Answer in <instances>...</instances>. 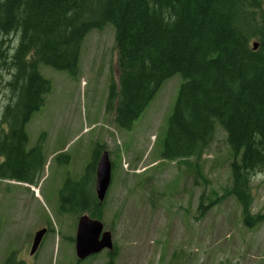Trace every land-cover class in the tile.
<instances>
[{
  "label": "rangeland",
  "instance_id": "374dc122",
  "mask_svg": "<svg viewBox=\"0 0 264 264\" xmlns=\"http://www.w3.org/2000/svg\"><path fill=\"white\" fill-rule=\"evenodd\" d=\"M263 16L264 0L255 19ZM115 36L107 24L85 37L77 76L40 66L51 86L26 131L27 149L40 142L45 166L36 184L0 179V264L12 253L25 264H264V170L251 177L245 209L230 192L233 155L219 123L201 159H163L168 119L184 81L179 73L163 83L130 129L118 126L106 110L109 86L119 84ZM20 39V32L0 31V129L5 108L16 100L9 83ZM98 146V159L108 151L112 162L101 220L114 248L79 260L81 214L64 212L60 196L71 186L67 181L83 177V189L89 180L95 192L97 163L95 173L86 169ZM42 228L48 231L31 255Z\"/></svg>",
  "mask_w": 264,
  "mask_h": 264
},
{
  "label": "trees",
  "instance_id": "16d2710c",
  "mask_svg": "<svg viewBox=\"0 0 264 264\" xmlns=\"http://www.w3.org/2000/svg\"><path fill=\"white\" fill-rule=\"evenodd\" d=\"M262 1L0 0V31L21 35L9 83L16 100L7 105L6 127L0 129V179L36 184L45 166L40 142L27 149L26 131L51 86L40 66L77 76L83 40L111 24L120 75L119 84L109 86L107 112L130 129L163 83L181 74L162 157L201 159L219 123L233 155L230 192L246 209L251 177L264 170V16L255 19ZM100 151L94 150L86 173H95ZM83 181L66 182L71 186L61 190L62 210L101 218L103 204L89 190V180L83 189ZM3 264L25 262L12 253Z\"/></svg>",
  "mask_w": 264,
  "mask_h": 264
},
{
  "label": "water",
  "instance_id": "95a60500",
  "mask_svg": "<svg viewBox=\"0 0 264 264\" xmlns=\"http://www.w3.org/2000/svg\"><path fill=\"white\" fill-rule=\"evenodd\" d=\"M258 48V42L254 43V49ZM112 182V162L108 151H104L97 162L96 167V195L100 204H103ZM47 232L42 228L36 232L31 246L30 254L36 253ZM114 243L112 232L105 229L101 218L82 214L78 221L76 232V255L79 260H85L90 256L100 253L104 249L113 250Z\"/></svg>",
  "mask_w": 264,
  "mask_h": 264
},
{
  "label": "flooded vegetation",
  "instance_id": "af4514ba",
  "mask_svg": "<svg viewBox=\"0 0 264 264\" xmlns=\"http://www.w3.org/2000/svg\"><path fill=\"white\" fill-rule=\"evenodd\" d=\"M94 195H95V197H97V195H96V189H95V192H94ZM98 199V198H97ZM99 201V200H98ZM100 204V203H99ZM101 205V204H100ZM90 215V214H89ZM47 231H48V229H47Z\"/></svg>",
  "mask_w": 264,
  "mask_h": 264
},
{
  "label": "bare ground",
  "instance_id": "6f19581e",
  "mask_svg": "<svg viewBox=\"0 0 264 264\" xmlns=\"http://www.w3.org/2000/svg\"><path fill=\"white\" fill-rule=\"evenodd\" d=\"M6 108H7V107H6ZM6 108H5V109H6ZM36 191H37V190H36ZM38 192H39V191H38ZM38 192H37V194L39 195V193H38Z\"/></svg>",
  "mask_w": 264,
  "mask_h": 264
}]
</instances>
